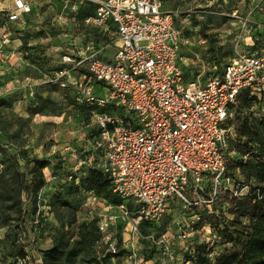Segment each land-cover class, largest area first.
Returning <instances> with one entry per match:
<instances>
[{
    "label": "rangeland",
    "instance_id": "obj_1",
    "mask_svg": "<svg viewBox=\"0 0 264 264\" xmlns=\"http://www.w3.org/2000/svg\"><path fill=\"white\" fill-rule=\"evenodd\" d=\"M14 1L0 0V264H63L45 255L55 246L71 250L72 264H193L187 256L197 247L212 264L227 257L229 247L204 221V204L173 200L159 221L140 225L133 235L120 210L91 204L93 193L74 185L71 174L80 166V151H93L99 140L100 112L80 106L73 91L46 80L59 69L63 55L74 53L84 11L75 15L60 0H26L32 11L11 23L7 16ZM163 3L182 32L183 68L189 79L212 77L215 64L224 67L239 54L264 55V0ZM94 92L107 95L101 84ZM262 108L257 103L253 110L257 114ZM35 159L47 160L48 166L44 186L28 202L17 172L30 183ZM232 179L249 191L248 184L239 183L242 178ZM104 197L112 204L119 198L108 190ZM128 208L135 211V202ZM104 214L118 217L107 233L98 227ZM109 238L118 244L116 256L107 251Z\"/></svg>",
    "mask_w": 264,
    "mask_h": 264
},
{
    "label": "built area",
    "instance_id": "obj_2",
    "mask_svg": "<svg viewBox=\"0 0 264 264\" xmlns=\"http://www.w3.org/2000/svg\"><path fill=\"white\" fill-rule=\"evenodd\" d=\"M60 1L75 15L87 14L74 53L63 55L46 82L71 88L80 106L99 110V140L79 165L100 168L125 202L113 207L91 195L90 203L120 210L135 235L143 222L159 221L173 200L211 212L221 189L244 195L227 173L230 119L242 91L264 92V55L239 54L222 72L191 80L182 65V32L163 0ZM31 11L26 0H15L7 19L17 22ZM109 48L114 54L106 59ZM96 84L107 89L104 98L96 96ZM117 218L104 214L99 229L107 233ZM107 251L119 252L111 238Z\"/></svg>",
    "mask_w": 264,
    "mask_h": 264
},
{
    "label": "trees",
    "instance_id": "obj_3",
    "mask_svg": "<svg viewBox=\"0 0 264 264\" xmlns=\"http://www.w3.org/2000/svg\"><path fill=\"white\" fill-rule=\"evenodd\" d=\"M85 14L87 13L84 12L83 16ZM214 66L216 72H222L226 67L220 64ZM49 85L60 88L58 85ZM65 91L72 92V89ZM263 93L257 96L252 95L249 90H244L232 107L233 117L230 119V125L233 136L230 140L227 159L228 153L232 154L233 158H229L230 161L227 160V173L231 178L237 176L242 178L243 182H239L241 186L248 184L250 188L249 191L244 192V195L239 196L229 188L221 189L217 200L212 205L211 212L209 209L205 212L204 221L211 225L217 239L230 249L229 255L216 260L215 264H264V108L257 114L253 110L257 103L264 104ZM80 152L82 160L91 154V151L87 152L84 149ZM13 157L15 160L16 156L13 155ZM32 161L34 166L31 170L33 176L30 183L25 180L23 172H17L19 186L28 202L44 186L43 170L48 166V161L45 159ZM71 178L79 190L93 193L114 207L125 203L117 197L119 200L113 201L117 204H112L104 197V192L107 190L113 192L112 182L96 166L83 164L79 168L76 167ZM238 187L242 189L240 185ZM205 189L203 195L208 197L210 185L207 184ZM127 205L129 206L130 203ZM142 224L151 223L143 222ZM45 255L56 262L63 261V264L73 263L69 256L71 250L61 246L52 247L45 252ZM187 258L193 264H212L202 247H197Z\"/></svg>",
    "mask_w": 264,
    "mask_h": 264
},
{
    "label": "crops",
    "instance_id": "obj_4",
    "mask_svg": "<svg viewBox=\"0 0 264 264\" xmlns=\"http://www.w3.org/2000/svg\"><path fill=\"white\" fill-rule=\"evenodd\" d=\"M164 4V3H163ZM167 11V10H166ZM174 15V14H173ZM82 31H83V29H82ZM113 54H114V50H113V48H109L105 53H104V57L106 58V59H111L112 58V56H113ZM182 65H184V62L182 63Z\"/></svg>",
    "mask_w": 264,
    "mask_h": 264
}]
</instances>
